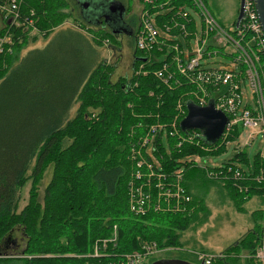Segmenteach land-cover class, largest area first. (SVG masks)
Segmentation results:
<instances>
[{"label": "trees", "instance_id": "obj_1", "mask_svg": "<svg viewBox=\"0 0 264 264\" xmlns=\"http://www.w3.org/2000/svg\"><path fill=\"white\" fill-rule=\"evenodd\" d=\"M17 1L15 22L9 11L12 0H0V35L13 41V52H0V264H116L148 246L164 250L144 264L159 257L201 264L197 252L214 251L199 247L189 233L208 222L211 192L220 203L249 211L253 222L213 264H264L257 255L264 240V182L247 169L235 177L231 162L223 172L226 178H209L193 161L198 155L222 153L225 144L209 142L202 130L181 127L187 104L196 101V87L172 64L174 50L157 48L147 57L136 45L137 29L133 72L114 79L115 65L100 60L98 50L114 33L105 22L74 13L78 1ZM239 15L240 6L232 24ZM71 18L91 26L95 44L80 28H65L56 32L65 36V46L53 52L50 39L19 58L31 42L49 38ZM94 26L101 27L98 34ZM164 62L171 63L167 73H174L179 84L157 76ZM157 123L177 135L170 134L169 150L157 139L158 148L151 154L142 150V156L155 157L156 170L166 174L169 184L181 170L191 200H181L179 211L136 214L129 205V184L141 158V142ZM178 134L185 138L180 145ZM247 156L242 152L231 160L247 163ZM169 252L176 255L168 257Z\"/></svg>", "mask_w": 264, "mask_h": 264}, {"label": "built area", "instance_id": "obj_2", "mask_svg": "<svg viewBox=\"0 0 264 264\" xmlns=\"http://www.w3.org/2000/svg\"><path fill=\"white\" fill-rule=\"evenodd\" d=\"M143 0L140 12V27L136 33V45L145 52L147 57L152 56L155 49L163 50L169 47L174 50L172 64L179 74L196 87L193 90L199 105H207L212 100L217 109L228 116V123L218 141L228 145L236 143L234 155L248 152L242 147L240 138L248 134L245 146H251L261 136L263 143L255 153L253 161L247 156V163L240 160H224L219 165L210 166L208 159L199 162L198 155L193 160L201 166L209 178L224 177V169L228 162L236 167L235 177H241L246 171L241 164L248 165L247 170L251 177L264 182V31L258 16L255 0H244V16L239 23L231 27L223 25L213 14L210 6L204 0ZM17 0H12L9 11L14 13V21L18 18ZM196 11L203 18L202 33L198 31L197 21L193 15ZM18 24V23H17ZM196 37L198 49L189 48L188 58L183 41L190 43ZM13 41L10 35H0V52H13ZM223 56L229 59L228 63L216 66L211 65L210 58ZM171 63L164 62L157 76L169 83L174 79L179 84V78L174 73H167ZM176 71V72H177ZM250 92H247V88ZM182 108V105H179ZM183 114L184 111H181ZM187 115V114H185ZM183 115V117L185 116ZM175 127V124H174ZM176 128V127H175ZM196 130V129H194ZM200 130V129H199ZM166 126L157 123L150 128L149 133L141 142V158L137 161V169L130 181V208L136 214L149 212L179 211L183 209L182 202L190 201L182 185L184 173L177 170L175 182L169 184L166 174L155 168L156 161L142 156V150L152 153L158 148L157 139L163 143ZM171 130L168 137L177 135ZM179 135V134H178ZM181 144L183 138L179 135ZM158 161V160H157ZM219 168L220 170H217ZM230 168V167H228ZM232 168V167H231ZM230 168V169H231ZM264 232V226H263ZM164 249L147 247L144 252L131 253L116 264H144L149 256L162 252ZM99 251L96 250L95 255ZM201 264H213L218 254L197 252ZM257 255L264 259V240Z\"/></svg>", "mask_w": 264, "mask_h": 264}, {"label": "rangeland", "instance_id": "obj_3", "mask_svg": "<svg viewBox=\"0 0 264 264\" xmlns=\"http://www.w3.org/2000/svg\"><path fill=\"white\" fill-rule=\"evenodd\" d=\"M71 1V0H69ZM77 1V0H73ZM81 1H89L91 2V7L86 8L84 10V14L87 17V20L91 22H98L99 19L97 17L104 12L105 5L103 4V1L101 0H81ZM210 8L215 12V14L221 15V21L226 23L225 26L231 27V24L233 21H235L239 6H240V0H209ZM125 2L130 5H138V0H125ZM142 3L139 1V15L141 12ZM74 13H81V7L78 3V6L76 5V8ZM193 15L196 18L198 31L200 34L202 33V23L203 18L200 16L199 13L196 11H193ZM104 22L100 23L101 25ZM2 23H0V26ZM90 25L82 26L80 24V21H76L73 18L69 19L67 22L56 28L53 33L50 35L49 38H42L40 37L36 42H31L26 48L22 49L20 51L19 58H21L23 55H26L27 52L31 49H34L36 47H44L49 41L54 40L51 45V50L54 52L58 49V47L65 46L67 40L65 39L64 35L56 34L57 31L64 30L65 28H80V31L84 33L94 44V32L90 31L88 28ZM105 26V25H104ZM91 28V26H90ZM94 30H97V34L99 31H101V27H95ZM32 34H35V30L32 31ZM54 34V35H53ZM56 34V35H55ZM53 36V37H52ZM185 46V51L187 52L186 58H188V52L189 48H192L193 51H196L198 49V43L196 37H193L190 40V43H186L183 41ZM99 54H100V60H106L109 63H112L115 65V74L114 79L119 78L120 76H130L133 72V60H134V46L129 41V38L127 36H124L120 33H112L111 38H107L104 40V43L102 46H98ZM229 59L227 57L223 56H214L210 58V63L213 66L223 65V63H228ZM247 92H250V88H247ZM79 104H76L74 108L72 109L71 115H74L76 113V110L78 108ZM248 134L244 133L240 138V143L243 148H245L248 152L249 160L250 162L253 161L255 153L259 150L263 143V138L259 136L254 143L251 146H245V143L247 141ZM163 143L164 147L166 149H170V140L168 137V134L165 133L163 137ZM237 146L236 143H232L228 145V149L225 152L222 153H206L199 157V162H203L204 160L208 159L209 165H219L224 160H229L234 155V148ZM152 144L150 145V151L152 153ZM195 159V157H193ZM242 167L247 169L248 165L241 164ZM31 187V182H29L24 188H23V200L21 203V206L23 207L28 200L29 196V189ZM44 189V188H43ZM43 192V190H42ZM216 196V197H215ZM211 197V198H210ZM208 200V204L211 208V215L209 217V220L207 223H205L203 226H199L197 230L191 231L189 234L193 236V238L196 239V243L201 248H205L207 251H214V254H221L226 248L231 246L232 244L236 243L239 239L244 237L246 233L251 230L253 222L250 219V212H240L238 211L234 205L230 204H222L220 201L222 199L216 195V193L211 192ZM248 209L253 207V203L250 202L246 205ZM208 248L210 250H208ZM168 257L176 255L174 252L166 253ZM245 255V254H244ZM164 257H159L158 259H161ZM263 259V258H261ZM264 260V259H263ZM242 264H245L242 262Z\"/></svg>", "mask_w": 264, "mask_h": 264}, {"label": "water", "instance_id": "obj_4", "mask_svg": "<svg viewBox=\"0 0 264 264\" xmlns=\"http://www.w3.org/2000/svg\"><path fill=\"white\" fill-rule=\"evenodd\" d=\"M89 1H83V7L88 8ZM256 8L258 12L259 19L262 24V28L264 31V0H255ZM91 7V6H90ZM118 10L117 6L114 2H111L109 5V12L115 13ZM244 16V0H241L240 5V15L238 22ZM188 111L187 115L181 121V127L184 130L188 129H200L203 132V135L209 142H217L228 123V116L225 112L215 107L214 101H210L207 105H199L194 101H190L187 104ZM152 264H196L190 261L179 259V258H170V259H159L154 261Z\"/></svg>", "mask_w": 264, "mask_h": 264}, {"label": "flooded vegetation", "instance_id": "obj_5", "mask_svg": "<svg viewBox=\"0 0 264 264\" xmlns=\"http://www.w3.org/2000/svg\"><path fill=\"white\" fill-rule=\"evenodd\" d=\"M81 7H83V1L77 0ZM104 1L103 4L105 5V10L102 12L97 19H99L98 22H105V25L110 28L113 32L120 33L124 36H127L129 38V41L133 42V37L135 31L139 27V1L138 5H130L127 4L125 0H102ZM111 2H114L117 6L118 10L115 11V13L109 12V5ZM91 6V3L89 4V7ZM88 7V8H89ZM86 8L83 7L81 9V15L84 17V10Z\"/></svg>", "mask_w": 264, "mask_h": 264}]
</instances>
